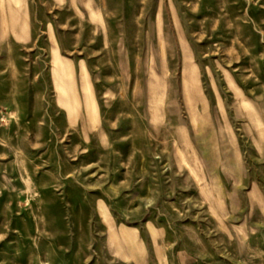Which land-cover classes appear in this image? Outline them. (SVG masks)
<instances>
[{"label":"rangeland","instance_id":"374dc122","mask_svg":"<svg viewBox=\"0 0 264 264\" xmlns=\"http://www.w3.org/2000/svg\"><path fill=\"white\" fill-rule=\"evenodd\" d=\"M0 264H264V0H0Z\"/></svg>","mask_w":264,"mask_h":264},{"label":"bare ground","instance_id":"6f19581e","mask_svg":"<svg viewBox=\"0 0 264 264\" xmlns=\"http://www.w3.org/2000/svg\"><path fill=\"white\" fill-rule=\"evenodd\" d=\"M186 73V72H185ZM187 73H189V72H187ZM190 74V73H189ZM230 81V80H229ZM229 84H231L230 82H229ZM233 85V84H232ZM193 87V86H192ZM194 88H195V86H194ZM195 90H197V89H195ZM195 90H194V92H195ZM84 92H85V90H84ZM240 92V91H239ZM194 94V93H193ZM199 93H197V95H198ZM200 94H201V92H200ZM87 96V95H86ZM163 98V97H162ZM162 98H161V100H162ZM194 98H196V97H194ZM73 101H75L74 99H73ZM88 101V100H87ZM77 102V101H76ZM89 102V101H88ZM244 102V101H243ZM203 103V102H202ZM75 104V103H74ZM245 104V103H244ZM162 106V105H161ZM160 106V107H161ZM207 106V105H206ZM79 107V106H78ZM81 107H82V104H81ZM83 108V107H82ZM85 109V108H84ZM95 109H96V107H95ZM97 112V111H96ZM84 113V112H83ZM98 116V115H97ZM94 119V118H93ZM96 119H94V121H95ZM87 122V121H86Z\"/></svg>","mask_w":264,"mask_h":264},{"label":"crops","instance_id":"0c3cea01","mask_svg":"<svg viewBox=\"0 0 264 264\" xmlns=\"http://www.w3.org/2000/svg\"><path fill=\"white\" fill-rule=\"evenodd\" d=\"M154 230H155V232L157 233V236H155V238H153L152 237V235L150 234V238L151 239H158L159 237H160V235H161V232L160 231H158L157 229H155V228H153Z\"/></svg>","mask_w":264,"mask_h":264}]
</instances>
